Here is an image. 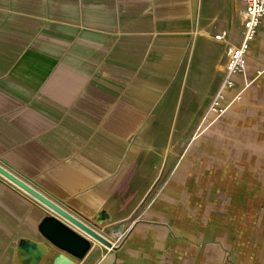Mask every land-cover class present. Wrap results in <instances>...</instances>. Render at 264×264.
<instances>
[{
    "label": "crops",
    "instance_id": "obj_1",
    "mask_svg": "<svg viewBox=\"0 0 264 264\" xmlns=\"http://www.w3.org/2000/svg\"><path fill=\"white\" fill-rule=\"evenodd\" d=\"M229 1L0 0V166L106 238L126 232L73 259L0 175V264H33L25 242L37 264H264V21L239 101L207 114L242 40L240 0L239 40L223 30Z\"/></svg>",
    "mask_w": 264,
    "mask_h": 264
},
{
    "label": "water",
    "instance_id": "obj_2",
    "mask_svg": "<svg viewBox=\"0 0 264 264\" xmlns=\"http://www.w3.org/2000/svg\"><path fill=\"white\" fill-rule=\"evenodd\" d=\"M0 175L21 188L24 192L32 196L37 201L43 203L45 206L55 211L57 214L81 229L83 232L91 236V238H93L100 244L106 247H110V243H108L107 240H105L100 234H98V232L77 220L67 211L57 207L55 204L46 199L45 196L34 190L32 187L18 179L16 176H14L12 173L8 172L1 166ZM105 220L106 216L104 212H100L95 218V222L97 225H102ZM38 232L39 235L51 246L76 260L83 259L87 255V252L90 248V242L86 237L75 232L61 220L51 215H47L41 220L38 226ZM20 249L24 253H28L30 255V257L34 261L33 264L38 263L42 252L35 244L25 242L23 245L21 244Z\"/></svg>",
    "mask_w": 264,
    "mask_h": 264
},
{
    "label": "built area",
    "instance_id": "obj_3",
    "mask_svg": "<svg viewBox=\"0 0 264 264\" xmlns=\"http://www.w3.org/2000/svg\"><path fill=\"white\" fill-rule=\"evenodd\" d=\"M240 1L244 5L242 40L238 46L228 48L223 78L207 108V114H212L217 118L225 114L229 106L240 99L238 94L229 102H226V94L235 87L234 76L245 71L247 66L246 56L250 44L255 39L261 23L264 21V0ZM225 37L226 33L222 32L216 35L215 39L223 40ZM111 234L110 247L103 246L107 250L117 248L125 238L126 232L117 231Z\"/></svg>",
    "mask_w": 264,
    "mask_h": 264
},
{
    "label": "rangeland",
    "instance_id": "obj_4",
    "mask_svg": "<svg viewBox=\"0 0 264 264\" xmlns=\"http://www.w3.org/2000/svg\"><path fill=\"white\" fill-rule=\"evenodd\" d=\"M241 11H242L241 7H239L237 5V3H236L235 0H232V1L227 2V4L224 6V25L225 26L223 27V30L229 35V37L231 38V40H233L234 42L237 41V40H239V35L237 33H233V30H235L239 26V24H240V17L239 16H240ZM212 57H213V61H214L216 59L215 58L216 57V54H214V52L212 54ZM194 67H195V65H194ZM46 199H48V198H46ZM48 200L50 202H52L53 204H55L57 207L65 210L58 203H56V202H54V201H52L50 199H48ZM38 203L47 210L46 216L47 215H51V216H54V217L58 218L63 223H65L67 226H69L71 229H73L75 232H77L80 235L86 237L89 240V242H90V248H89L88 252L91 251V250L94 252V251H96V250L99 249V246H101V247L104 246V245L100 244L99 242H97L96 240H94L93 238H91V236L87 235L81 229H79L78 227H76L75 225H73L72 223H70L69 221H67L66 219H64L62 216H60L59 214H57L55 211H53L49 207L45 206L43 203H41L39 201H38ZM105 233H107V231ZM98 234H100V233H98ZM107 235H108L107 238L105 236H103V235H101V236L105 240H107L108 243H110V241L112 240L111 239V236H109V234H107ZM102 248H104V247H102Z\"/></svg>",
    "mask_w": 264,
    "mask_h": 264
}]
</instances>
